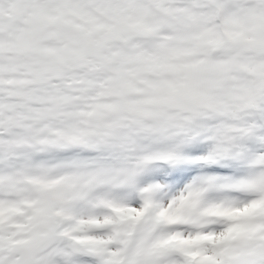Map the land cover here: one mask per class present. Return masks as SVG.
<instances>
[{
  "label": "snow or ice",
  "instance_id": "snow-or-ice-1",
  "mask_svg": "<svg viewBox=\"0 0 264 264\" xmlns=\"http://www.w3.org/2000/svg\"><path fill=\"white\" fill-rule=\"evenodd\" d=\"M0 264H264V0H0Z\"/></svg>",
  "mask_w": 264,
  "mask_h": 264
}]
</instances>
